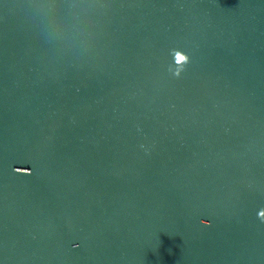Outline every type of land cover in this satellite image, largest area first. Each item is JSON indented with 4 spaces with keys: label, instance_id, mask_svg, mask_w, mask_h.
Returning <instances> with one entry per match:
<instances>
[{
    "label": "water",
    "instance_id": "95a60500",
    "mask_svg": "<svg viewBox=\"0 0 264 264\" xmlns=\"http://www.w3.org/2000/svg\"><path fill=\"white\" fill-rule=\"evenodd\" d=\"M0 264H264V0H0Z\"/></svg>",
    "mask_w": 264,
    "mask_h": 264
},
{
    "label": "clouds",
    "instance_id": "9594fccd",
    "mask_svg": "<svg viewBox=\"0 0 264 264\" xmlns=\"http://www.w3.org/2000/svg\"><path fill=\"white\" fill-rule=\"evenodd\" d=\"M181 57H183L184 59L183 60H181V61H185L187 58L186 57H184V56H181ZM18 171V170H17ZM25 174H30V172H29V170L25 173Z\"/></svg>",
    "mask_w": 264,
    "mask_h": 264
},
{
    "label": "snow or ice",
    "instance_id": "6c2138e0",
    "mask_svg": "<svg viewBox=\"0 0 264 264\" xmlns=\"http://www.w3.org/2000/svg\"><path fill=\"white\" fill-rule=\"evenodd\" d=\"M179 59H180V60H183L184 58H183V57H180Z\"/></svg>",
    "mask_w": 264,
    "mask_h": 264
}]
</instances>
